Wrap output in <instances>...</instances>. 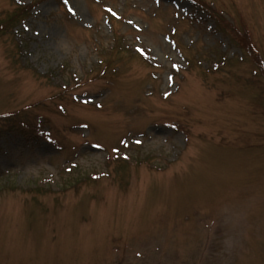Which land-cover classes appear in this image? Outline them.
<instances>
[{"label":"rangeland","instance_id":"374dc122","mask_svg":"<svg viewBox=\"0 0 264 264\" xmlns=\"http://www.w3.org/2000/svg\"><path fill=\"white\" fill-rule=\"evenodd\" d=\"M196 1L0 0V264H264V0Z\"/></svg>","mask_w":264,"mask_h":264},{"label":"trees","instance_id":"16d2710c","mask_svg":"<svg viewBox=\"0 0 264 264\" xmlns=\"http://www.w3.org/2000/svg\"><path fill=\"white\" fill-rule=\"evenodd\" d=\"M197 4H199L200 6V8L202 7L203 8V10H204V7L201 5V3L199 2V1H196V0H194ZM31 6L32 5H30V6H27V5H24V6H21V7H19L18 9H19V11H17V12H15L14 13V17H16L15 19H17L16 21H25V20H27V18H28V12L31 10ZM108 15V17H109V20L110 21H115L116 19L113 17V16H111L110 14H107ZM13 21L14 20H10V18L9 19H7V20H5V21H3V23H1L0 24V31L2 30L3 32H7L8 30H9V27H10V24H12L13 23ZM119 21V20H118ZM237 35H238V37H237V39H238V41H236V42H234L235 44H238V45H240V44H242V42H244L245 41V36H243V35H241L240 33H236ZM247 39V38H246ZM249 42V40L247 39V41H246V44L248 45L247 47H246V50L248 49H250L251 48V44H249L248 43ZM109 50V56H112L113 55V58L110 60V65L112 64V61H114V63H115V61H116V58L118 57V55H120V53H118L117 51H119L118 50V48L117 47H114V48H110V49H108ZM117 50V51H116ZM102 63H104L103 61H102ZM217 63V62H216ZM112 66V65H111ZM107 68H109V64L107 65V67H105V69H104V71H102V72H104V74L106 73V69ZM14 116H11L10 118L11 119H14L13 118Z\"/></svg>","mask_w":264,"mask_h":264},{"label":"snow or ice","instance_id":"6c2138e0","mask_svg":"<svg viewBox=\"0 0 264 264\" xmlns=\"http://www.w3.org/2000/svg\"><path fill=\"white\" fill-rule=\"evenodd\" d=\"M65 3L67 4L68 3V0H65ZM71 11V9H69ZM137 143H139V141H137Z\"/></svg>","mask_w":264,"mask_h":264}]
</instances>
